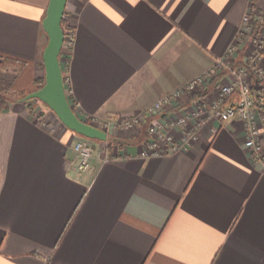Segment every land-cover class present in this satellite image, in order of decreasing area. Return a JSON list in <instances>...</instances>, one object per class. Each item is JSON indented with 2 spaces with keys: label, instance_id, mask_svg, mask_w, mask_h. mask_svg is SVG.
Segmentation results:
<instances>
[{
  "label": "crops",
  "instance_id": "crops-1",
  "mask_svg": "<svg viewBox=\"0 0 264 264\" xmlns=\"http://www.w3.org/2000/svg\"><path fill=\"white\" fill-rule=\"evenodd\" d=\"M49 2L0 0V78L15 76L0 113V264H264V165L242 122L208 121L188 150L150 158L146 125L103 128L78 170L79 134L27 99L46 74ZM252 8L264 0H68L71 106L81 120L144 111L211 70Z\"/></svg>",
  "mask_w": 264,
  "mask_h": 264
},
{
  "label": "built area",
  "instance_id": "built-area-1",
  "mask_svg": "<svg viewBox=\"0 0 264 264\" xmlns=\"http://www.w3.org/2000/svg\"><path fill=\"white\" fill-rule=\"evenodd\" d=\"M73 41L74 33L65 35L64 46L69 44L70 49ZM247 45L246 58L236 65L240 50ZM221 73L230 78L220 86L216 96L213 99L201 96L207 83ZM214 119L242 122L245 147L256 163L264 165V12L260 9L252 8L245 14L236 42L211 70L165 94L138 114L115 119L89 116L83 121L108 130L115 126L132 130L146 125L147 137L139 156L150 158L188 150L207 122ZM174 131H180L181 136L176 137ZM88 139L78 136L74 145L81 172L90 168L95 152Z\"/></svg>",
  "mask_w": 264,
  "mask_h": 264
},
{
  "label": "water",
  "instance_id": "water-1",
  "mask_svg": "<svg viewBox=\"0 0 264 264\" xmlns=\"http://www.w3.org/2000/svg\"><path fill=\"white\" fill-rule=\"evenodd\" d=\"M68 0H50L43 27L49 41L44 50L45 83L37 91L27 96V99H37L46 104L67 126L77 134L105 141L107 133L92 124L81 120L71 106L65 89L64 71L60 57L64 47L65 33L62 21Z\"/></svg>",
  "mask_w": 264,
  "mask_h": 264
},
{
  "label": "trees",
  "instance_id": "trees-1",
  "mask_svg": "<svg viewBox=\"0 0 264 264\" xmlns=\"http://www.w3.org/2000/svg\"><path fill=\"white\" fill-rule=\"evenodd\" d=\"M62 27H63L64 33L66 36L74 33V26L69 24L65 19H63V21H62ZM64 53L65 52L62 51L61 56ZM65 59H67V57H65ZM62 68H63V71L65 72L66 69L68 68V63L63 64ZM14 78H15V76H10V77L5 76V77L0 78V113H2L3 110L7 106L8 94L10 93V87H11V84H12V81L14 80ZM38 83L42 84V86H43V84L45 83V78L39 79ZM23 98H26V97H23ZM79 136H81V135H79Z\"/></svg>",
  "mask_w": 264,
  "mask_h": 264
},
{
  "label": "rangeland",
  "instance_id": "rangeland-1",
  "mask_svg": "<svg viewBox=\"0 0 264 264\" xmlns=\"http://www.w3.org/2000/svg\"><path fill=\"white\" fill-rule=\"evenodd\" d=\"M69 50V44H66L65 46H64V48H63V51L64 52H66V51H68ZM63 64H66L65 62L63 63ZM38 101V100H37ZM40 102V101H39ZM38 102V103H39ZM89 140V142L91 143V144H93L94 146L96 145V140L95 139H91V138H89L88 139Z\"/></svg>",
  "mask_w": 264,
  "mask_h": 264
}]
</instances>
